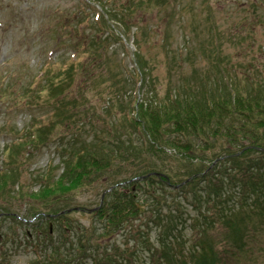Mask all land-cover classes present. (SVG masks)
<instances>
[{
  "label": "rangeland",
  "instance_id": "obj_1",
  "mask_svg": "<svg viewBox=\"0 0 264 264\" xmlns=\"http://www.w3.org/2000/svg\"><path fill=\"white\" fill-rule=\"evenodd\" d=\"M102 2L109 6L100 0H0V170L8 159L14 161L12 167L17 168V175L11 187L20 188L19 193H23L19 194L23 198L21 200L0 198V210L16 208L17 214H21L20 218L26 217L23 221L27 223H34L40 217V214H29V207L47 208L46 204H50L30 197L31 193L46 183L48 174L53 180L63 173L64 154L66 150L74 149L70 145L89 142L96 132L108 135L107 132L116 127L117 133L136 138L128 150L140 146L139 139L143 140L144 136L140 137L138 129L127 123V117L134 112L132 107L137 109V104L152 98L163 100L176 87L185 84L186 90L199 88L202 83L208 84L211 86L208 92L220 85L228 88L231 84L240 88L247 97L250 92L256 93L260 84L264 85V0ZM110 8H113L111 12ZM75 63L81 66L79 75L71 73ZM56 85L63 86V90L54 89ZM57 97L65 98L67 122L56 119ZM135 98L138 103L136 101L133 105ZM71 100H77L81 108L72 110L76 105L71 104ZM226 124L239 130L240 122L227 119ZM40 125L45 131H50L48 137L44 135L46 141L34 148L30 144L22 146L19 157L11 156L8 148L19 144L18 140L30 138ZM235 133L231 129L229 136L237 138ZM221 143L224 141L220 139L215 144L219 146ZM215 147L212 152L206 148V152L200 154L215 156L218 151ZM250 147L241 148L238 143L230 146V150H238L234 155L243 154L244 158L226 164L231 167L237 161L247 165L262 160L260 153L245 151ZM146 150L141 149V159L152 156L160 161ZM224 157L227 159V155ZM220 158L213 161L216 163ZM152 162L156 161L114 160L106 172L115 174L111 171L118 172L119 166L120 177H125L141 172ZM171 163L173 172L181 174L185 171L183 161L174 159ZM240 172L234 174L241 180L254 175L259 184L264 185V175L260 177L258 170L249 175ZM95 182L70 192L68 199L63 201V212H72L73 209L70 215L73 225L83 223L99 227L95 222L99 221L98 216L93 214L95 210L91 212L88 208L100 206L106 194L101 196L97 187L99 183ZM201 186L189 187L203 190L198 196L201 198L206 194ZM246 187L251 189L249 185ZM194 189H191V199L184 201V217L187 218L192 213L199 215V205H194L199 203L194 197ZM235 200L234 197L226 206L212 200L207 218L214 219L215 226L210 229V234L217 236L224 232L228 236L230 232L234 235L231 237L239 239L250 232L264 231L262 207L249 217L248 211L236 210ZM60 203L55 202L53 206L59 208ZM203 203L205 205V200ZM223 213L232 215L231 223L237 226L240 221L243 227L238 230L230 227ZM52 224L56 239H65V244L70 245V233L64 235L55 221ZM48 225L46 222L44 227ZM10 226L11 220H0V232L4 235L0 240V260L3 259L4 264H32L36 257L43 256L40 245L38 248L34 247L36 244L25 245L23 237L21 240L19 236L20 231L15 225ZM45 238L40 235L38 242L42 245ZM119 238L122 240L124 237ZM226 242L220 240L214 249V254L222 257V264H253L252 261L259 256L256 264H264V253L256 250L252 254V249L236 248L240 255L238 258L233 255L234 248L229 249L232 244ZM136 246L143 253V246ZM111 253L117 257L113 248ZM67 254L64 251V255ZM77 260L72 264H77Z\"/></svg>",
  "mask_w": 264,
  "mask_h": 264
},
{
  "label": "trees",
  "instance_id": "obj_2",
  "mask_svg": "<svg viewBox=\"0 0 264 264\" xmlns=\"http://www.w3.org/2000/svg\"><path fill=\"white\" fill-rule=\"evenodd\" d=\"M100 2L105 4L102 0ZM101 7L105 11V6ZM109 10L111 12L113 8ZM103 19L107 20L104 16ZM73 66L75 68L71 73L81 74L80 64L75 63ZM75 69L78 71L75 72ZM186 87V84L176 87L163 100L152 98L137 104V109L132 107L134 112L127 117V123L129 122L130 127L138 129L140 137L144 136L143 140L139 139L140 146L128 150L136 138L117 133L116 127L109 130L108 135L96 132L89 142L77 146L70 145L74 149L66 150L64 154L63 173L53 180H50L48 174L46 183L38 191L31 193L30 197L36 200L50 202L46 204L47 208L36 205L28 208L27 211L32 216L40 214L34 223L23 221L26 217L20 218L21 214H17L16 208L0 210V220H11V225H15L20 231L21 240L23 237L22 243L36 244L34 247L37 248L38 245L41 246L43 256L36 257L32 264H72V261L77 259V264H222V257L214 254L220 240L230 242L232 247L229 249L234 248L233 255L238 258L240 255L236 248L252 249V254L256 253V250L264 253V231L250 232L239 239L231 237L234 235H230V232L228 236L224 232L221 233L223 237H219L221 234L213 236L210 229L215 226V220L207 218L213 199L217 200L216 204L220 202L223 203L222 206H226L235 197L236 210L248 211L249 217H252L259 207L264 211V204L261 205L264 201V185L259 184L254 175L248 176L244 181L234 174L241 171V174L249 175L256 169L263 178L264 85L260 84L256 93L250 92L249 97L231 84L228 88L224 85L217 86L209 92L211 86L204 83L196 89L186 90ZM54 89L61 91L63 86L56 85ZM57 98L59 105L56 107V119L67 122L69 117L64 114L67 109L65 98ZM76 101L71 100V104L76 105L72 110L81 108ZM136 101V98L132 101L133 105ZM227 119L240 122L239 130H235L236 126L226 124ZM231 129L236 132L237 138L229 136ZM49 133L50 131H45L42 125L35 128L30 138L18 140L19 144L8 148L11 156L19 157L20 147L27 144L33 148L42 144L41 142L46 141L44 135L48 137ZM220 139L224 143L218 146L215 143ZM235 143L241 148L252 146L245 151H256L263 159L247 165L237 161L234 166L229 167L226 162L244 158L243 154L234 155L238 150L229 149ZM215 146L218 148L215 153L217 155L205 157L200 154L202 151L206 152V148L211 151ZM140 148L150 150L160 161L152 156L150 159H141ZM224 155H227V159ZM219 156L222 158L215 163L213 160ZM130 158L156 162L147 164L141 172L127 174L125 177H120L122 172L119 166L116 169L118 172L110 170L115 174L106 172L114 160ZM174 159L184 162L183 173L172 171L174 169L171 162ZM8 162L0 170V198L9 200L14 197L21 200L23 198L20 195L23 193H19L20 188L11 187L16 179L17 168L12 167L14 161ZM250 169H253L252 172ZM135 177L138 178L134 179ZM94 182L99 183L97 187L101 196L106 192L101 207L93 212L101 223L95 221L99 227L83 223L73 225L70 216L73 209L72 212H63V204L70 192ZM196 184L203 185L200 188L204 187L202 189L206 191L201 198L198 196L203 190L189 187ZM247 185L251 186V189L247 188ZM228 188L233 190L227 191ZM191 189L195 190L194 197L199 200L198 204H194L199 205V215L192 213L189 216L188 213L187 218L184 217V201L191 199ZM139 194L142 196L139 197ZM11 202L17 204L15 200ZM55 202H62L58 204L61 206H53ZM223 215L228 218L226 224L233 229L243 227L240 221L237 226L230 222L232 215ZM54 221L64 235L70 233V245L65 244V239H56L55 226L52 229ZM46 222L49 225L44 227ZM188 226L190 227L185 229ZM42 234L47 239L45 238L41 245L38 240ZM3 236L0 232V240ZM119 237L124 238L120 240ZM136 245L143 246V253L136 249ZM100 248L102 251H98ZM112 248L117 257L111 253ZM64 251L68 252L67 256ZM259 258L260 256L255 258L252 263L256 264ZM0 261V264H4L3 259Z\"/></svg>",
  "mask_w": 264,
  "mask_h": 264
},
{
  "label": "water",
  "instance_id": "obj_3",
  "mask_svg": "<svg viewBox=\"0 0 264 264\" xmlns=\"http://www.w3.org/2000/svg\"><path fill=\"white\" fill-rule=\"evenodd\" d=\"M106 193V192H105ZM105 193H104V195H105ZM104 197V196H103ZM101 206V205H100ZM100 206H97V207H95L94 209L93 208H91L90 209V211L92 212V211H94V210H96V209H98Z\"/></svg>",
  "mask_w": 264,
  "mask_h": 264
}]
</instances>
